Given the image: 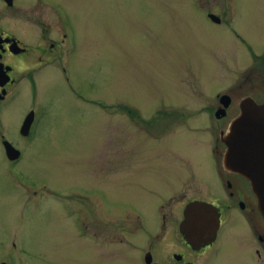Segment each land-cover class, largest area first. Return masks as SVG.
<instances>
[{
    "label": "rangeland",
    "instance_id": "1",
    "mask_svg": "<svg viewBox=\"0 0 264 264\" xmlns=\"http://www.w3.org/2000/svg\"><path fill=\"white\" fill-rule=\"evenodd\" d=\"M59 1L75 31L71 80L86 101L73 97L62 77L48 70L36 79L32 101L21 96L6 107L1 132L23 156L10 164L0 146V264L4 253L16 258L15 264L119 263L121 256L107 255H121L133 244L126 242L121 251L124 245L94 239L87 216L95 206L73 193L79 186L89 193L101 187L108 208L114 200H130L139 186L101 178L111 173L101 166L98 172V162L110 161L116 176L129 169L160 175L149 181L151 192L145 196L150 202L167 199L193 174L195 156L212 155L204 139L207 122L201 125L215 120L217 99L211 104L212 98L231 92L239 100L256 89L247 47L257 49L264 42V0ZM222 6L227 23L208 20L205 12ZM9 18L5 14L3 22L22 27L16 15ZM23 32L32 39L34 32ZM33 104H42L48 114L26 142L18 134L17 118ZM144 121L165 136L147 134L140 128ZM129 159L142 161L128 166ZM171 167L181 177L166 171ZM18 181L48 188L38 184L25 190Z\"/></svg>",
    "mask_w": 264,
    "mask_h": 264
},
{
    "label": "flooded vegetation",
    "instance_id": "2",
    "mask_svg": "<svg viewBox=\"0 0 264 264\" xmlns=\"http://www.w3.org/2000/svg\"><path fill=\"white\" fill-rule=\"evenodd\" d=\"M7 13L13 19L16 15L22 27L17 21L13 24L10 21L3 22ZM211 15L215 17L212 18ZM227 15L228 10L224 6L220 11L205 12L208 20L216 24L227 23ZM23 30L34 32L32 39L22 34ZM236 37L243 42L238 33ZM247 48L252 55L256 89L253 95L246 96L252 97L256 103H264V42L257 49L250 46ZM75 50L74 26L61 1L0 0V146L10 164L16 165L22 159L23 153L1 132L4 112L6 107L21 96H26L29 101L34 99L38 77L51 70L56 77H62L73 97L86 101L84 95L74 88L71 80L74 64L70 56ZM223 94L229 95L230 102L224 115L217 118L215 111L223 107L220 102ZM223 94L217 93L211 100L212 104L217 99V103L212 105L215 120L208 119L203 124L200 122L201 125L207 122V129L205 126L196 127L205 129L197 133L206 132L207 137L205 135L204 139L207 149L211 151V157L207 159V155L202 153L195 156L193 174L182 180L177 187H180L178 191L170 193L167 199L150 202L145 196V193L151 192V189H147L149 181L153 182L160 175H147L142 170L129 169L124 175L116 176L118 174L115 164L105 160L101 165L98 162L97 170L99 172L101 166L104 173L111 174L99 176L106 179L107 183H113L115 178L135 183L140 188L133 193L132 198L124 202L114 200V204L108 208L101 187L97 186L89 193L86 188L79 186L73 193L78 201L82 202L87 198L95 206L92 216H87L88 220H92L94 239L99 242L103 239L108 244L124 245L121 251L128 246L126 242L133 244L135 250L129 249L134 251L131 254L126 250L121 255H107L110 258L121 256L119 263L114 264H125L127 261L130 264H264V217L259 208L258 196L246 177L223 166L226 145L222 142L221 135L239 114V103L246 96L235 100L231 92ZM88 100L95 101L90 98ZM19 113L18 134L26 142H30L35 138L36 128L41 125L48 111L42 104H33ZM146 123L142 122L140 128L145 129L147 134L156 135L158 138L165 136L166 133H160L162 129L155 133L146 128ZM189 132L192 131L189 129ZM5 143L19 151L17 159H8ZM141 161L129 159L127 164L131 166L133 162L138 165ZM210 165L212 168L208 169ZM166 171H170L174 178L181 177L173 167ZM208 181H213L218 190L212 189L213 186L210 188ZM19 184L25 190L35 188L38 184L39 188H48L40 185L41 183ZM35 192L34 190L33 193ZM188 194H191L190 197ZM191 203H199L205 208L211 207L217 216H193L186 223L185 208ZM199 214L196 212V215ZM79 220V226L84 230L86 216L83 210ZM210 220L218 221L213 224ZM20 251L16 249V252ZM3 255L5 260L2 264H15L16 258L11 254Z\"/></svg>",
    "mask_w": 264,
    "mask_h": 264
},
{
    "label": "water",
    "instance_id": "3",
    "mask_svg": "<svg viewBox=\"0 0 264 264\" xmlns=\"http://www.w3.org/2000/svg\"><path fill=\"white\" fill-rule=\"evenodd\" d=\"M220 102L223 107L215 111L217 118L224 115L230 102L229 95H221ZM221 140L226 145L223 166L250 181L264 217V103H256L250 96L243 97L239 103V114L232 119ZM5 148L9 160L17 159V149L9 143H5ZM196 212L200 214L196 215ZM204 215L217 216L214 209L202 207L199 203H191L185 208L186 223L190 217ZM217 221L210 220V223L217 224Z\"/></svg>",
    "mask_w": 264,
    "mask_h": 264
}]
</instances>
